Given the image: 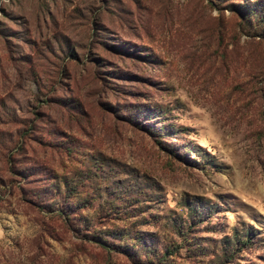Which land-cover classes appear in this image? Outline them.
I'll return each instance as SVG.
<instances>
[{
  "label": "rangeland",
  "instance_id": "1",
  "mask_svg": "<svg viewBox=\"0 0 264 264\" xmlns=\"http://www.w3.org/2000/svg\"><path fill=\"white\" fill-rule=\"evenodd\" d=\"M0 264H264V0H0Z\"/></svg>",
  "mask_w": 264,
  "mask_h": 264
},
{
  "label": "trees",
  "instance_id": "2",
  "mask_svg": "<svg viewBox=\"0 0 264 264\" xmlns=\"http://www.w3.org/2000/svg\"><path fill=\"white\" fill-rule=\"evenodd\" d=\"M173 253V251L172 250H166V253H165V255L164 256H167L168 254H172Z\"/></svg>",
  "mask_w": 264,
  "mask_h": 264
}]
</instances>
